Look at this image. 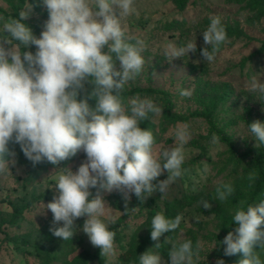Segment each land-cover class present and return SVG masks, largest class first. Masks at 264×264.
Listing matches in <instances>:
<instances>
[{
  "label": "clouds",
  "instance_id": "9594fccd",
  "mask_svg": "<svg viewBox=\"0 0 264 264\" xmlns=\"http://www.w3.org/2000/svg\"><path fill=\"white\" fill-rule=\"evenodd\" d=\"M35 6L27 2L17 17H0V175L17 163L10 143L19 145L33 167L45 161L59 165L83 152L86 159L76 171L64 167L58 174L52 200L45 205L53 215L49 231L61 240H72L75 221L86 217L79 231L101 250V257L112 258L116 233L110 225L115 220L101 190L122 194L125 210L132 194L144 201L155 192L166 193L186 171L182 165L190 126L177 123L174 144L157 155L152 131L141 125L149 114L159 116L164 108L151 98L139 97L124 106L125 85L145 66L144 40L126 36L122 24L123 18L136 12L134 0H39L48 12L39 37L25 23ZM202 36L205 46L200 55L211 63L228 39L219 16L210 18ZM196 51V39L184 45L169 42L164 55L172 61ZM248 88L264 99V82L253 77ZM180 95L191 97L192 91L183 89ZM247 127L255 146L264 144V122L255 120ZM218 142L213 134L212 143ZM165 172L167 178L159 180ZM255 179V172H250V183ZM215 191L219 201L235 194L234 186L225 182ZM202 206L212 205L203 200ZM183 218V214L166 218L157 213L151 221L153 248L159 249L162 235L177 230ZM232 222L236 227L220 241L223 255L241 254L238 264H264L255 250L264 249V199L255 204L241 201ZM201 247L197 241L194 250L193 242L185 240L171 245L167 261L150 250L139 261L194 264ZM216 264L225 261L218 259Z\"/></svg>",
  "mask_w": 264,
  "mask_h": 264
},
{
  "label": "rangeland",
  "instance_id": "374dc122",
  "mask_svg": "<svg viewBox=\"0 0 264 264\" xmlns=\"http://www.w3.org/2000/svg\"><path fill=\"white\" fill-rule=\"evenodd\" d=\"M15 2L20 5L18 0ZM27 2L37 6L25 23L39 37L42 25L48 19V12L46 8L39 6V0H25L21 9ZM134 5L136 12L123 18L122 24L126 36L144 40L146 48L142 55L145 66L124 89L154 87L168 91L172 103L171 113L188 116L186 121L176 123H168L163 111L161 115L154 116L158 139L154 141V152L157 155L163 148L174 144L177 123H187L192 135L184 149L182 168L186 171L170 185L166 193L155 192L135 207L132 206L133 202L138 199L132 194L128 209L125 210L122 194L101 190L115 220L110 225V230L114 231L117 221L123 219L117 228L118 237H115L116 256L107 260L109 264H124L121 255L129 247L132 238L147 233L150 208L160 210L163 199L192 193L195 200L183 205L177 212V215L183 214L184 217L179 228L173 236L164 233L161 239L170 245L179 244L194 234L197 241L202 243L198 258L194 257V264H216L222 257L216 242L221 232L215 212V189L221 182L231 183L234 188L239 189L237 181L244 177L243 166L253 164L258 148L264 147L259 142L255 146L254 137L247 127L255 120L264 122V99L248 88L253 77L264 82V15L257 19L256 11L250 4L232 0H188L181 10L176 6L175 0H134ZM0 8L6 11L0 13V17H13L10 13L14 9L8 0H0ZM213 16H219L224 25L240 29L244 35L229 37L217 52L215 60L208 63L198 49L205 46L202 32L207 29ZM176 22L183 24V28L176 26ZM2 23L0 21V27ZM195 39V54L189 53L182 58L167 60L164 50L169 42L184 45ZM31 49L35 50V46ZM116 67L119 68L118 61ZM183 89H190L191 97H182L180 92ZM131 99L133 98L127 100L128 104L124 103L125 108L129 107ZM153 102L164 107L162 100ZM192 113H211V118L209 120L205 115L190 116ZM213 134L219 137L218 143H212ZM85 159L86 155L80 152L71 161H62L59 165L49 163L47 170L32 184L23 180L29 165L17 158L16 166L0 175V219H11L12 205L24 208L18 225L7 222L1 226L0 264H42L43 261L34 250L37 245L51 249L54 258L50 264H66L67 260L83 250L93 253L98 249L90 243L83 231H79L86 217L75 221L77 232L69 244L54 237L49 231L53 215L45 207L52 200L58 174L63 171L61 168L71 167L76 171ZM166 178L165 172L158 179ZM91 191L95 196L96 189ZM203 200H208L212 205L210 209L203 208ZM4 231L13 239L25 237L29 244L4 239ZM153 247L147 246L146 251L158 253L165 261L168 260L160 250ZM88 264L101 262L94 259Z\"/></svg>",
  "mask_w": 264,
  "mask_h": 264
},
{
  "label": "trees",
  "instance_id": "16d2710c",
  "mask_svg": "<svg viewBox=\"0 0 264 264\" xmlns=\"http://www.w3.org/2000/svg\"><path fill=\"white\" fill-rule=\"evenodd\" d=\"M11 7L14 9L13 12H11V16L17 17L18 13L21 9V6L23 5L25 0H18L20 2V5H16L15 0H8ZM188 0H175L176 6L178 9H184L185 5ZM236 2H247L250 4L251 8L256 11V18L258 19L260 16L264 15V0H232ZM0 13H6L3 9L0 8ZM173 26V25H169ZM176 26L179 28H183V24L176 22ZM226 26V31H227V37L231 36H241L244 35V32L241 31L238 28H233L229 25ZM223 43L220 45L219 50L222 48ZM203 48V47H202ZM198 49L200 52L201 49ZM262 49H264V43L262 45ZM31 51H35L33 49H30ZM151 98L152 100H162L164 102V109H163V116L165 120L170 123H176V122H183L186 121L188 116H181V115H176L171 113V108H172V103L170 100V94L168 91L154 88V87H134L131 89H124L122 93V99L123 103L128 104L127 100L129 98ZM90 105L94 107L95 101L90 100L89 101ZM201 116L205 115L204 113H192L190 116ZM154 114H149V118L145 121L142 122L141 127L146 128L152 131L153 136H154V141H157V135H156V130H155V122H154ZM205 116H208V119L210 120L211 118V113H206ZM228 141V139H226ZM229 143V141H228ZM10 149H14L17 156L16 158L18 161H21L24 164L29 165V169L27 171L26 176L23 178V180L27 184H32L37 181V179L43 174L47 168L49 162L45 161L42 162L35 167L32 166L31 162H29L23 155L22 151L20 150L19 145H13L9 144ZM74 157L70 158L67 161H71ZM244 167V172L245 174L243 175L244 177H240L238 179V184L240 186L239 189L236 187L235 189V194L231 197H229L225 201H219L215 199L217 207H216V216L218 217L219 223L218 227L220 230V234L217 236L216 242L218 246V252L222 259H224L225 264H238L239 260L242 259L241 254H236L233 256H224L223 255V248L224 246L220 244V241L224 239V237L227 235V233L231 230H233L236 225L234 222H232V217L235 213V210L238 208L239 204L241 201H246L248 204H255L258 203L261 199H264V147L258 148V154L255 155L253 164L249 166H243ZM254 171L256 174V179L254 182H251L248 180V175L250 172ZM195 200V197L193 194H184L181 196H175L173 198H165L161 202L162 208L155 209V208H150L148 211L147 215V233L144 236H134L129 244V247L122 253L121 258L124 264H140L139 261V256L146 252L147 246H154V242L151 240L150 237V232H151V221L153 217L157 213H163L166 218H174L177 215V212L179 209L183 207L185 204H189ZM10 205H12L11 201H7ZM142 201H134L133 202V207H135L137 204L141 203ZM142 204V203H141ZM13 213L11 215V219L5 220V219H0V229L2 228L1 226L5 223H9L11 225H18V223L21 221L23 217V212L24 208H18L13 206ZM128 211H126V214ZM123 220V219H122ZM122 220L117 221L116 227H114V231L116 233V237H118L119 234V226L122 223ZM175 231L170 232L168 234L172 235L174 234ZM4 239H10L13 242H21L23 245H28L29 242L27 239L20 238V239H13L10 237L8 234L5 233L4 231ZM193 242V247L196 244V236L194 234H191L189 239ZM71 240L65 241L67 244L70 243ZM160 250L167 258H168V251L171 247L170 244L164 242L162 239L160 240ZM36 255L39 256V258L43 261L42 264H50L51 260L54 258V255L51 253V249L48 247H45L44 245H37L34 247ZM258 251V254L264 262V249H260L259 246L256 247L255 249ZM101 250L98 248L95 252L91 253L87 250H83L79 253H77L72 259L67 260L65 263L66 264H88L91 260L97 259L101 264H109L107 258L101 257L100 254Z\"/></svg>",
  "mask_w": 264,
  "mask_h": 264
}]
</instances>
